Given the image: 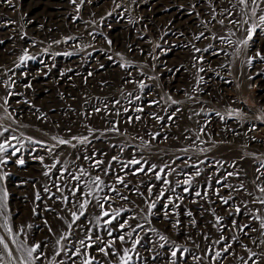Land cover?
Here are the masks:
<instances>
[{
  "label": "rangeland",
  "instance_id": "obj_1",
  "mask_svg": "<svg viewBox=\"0 0 264 264\" xmlns=\"http://www.w3.org/2000/svg\"><path fill=\"white\" fill-rule=\"evenodd\" d=\"M261 15L264 0H0V264L35 244L33 264H121L124 249L128 264H264Z\"/></svg>",
  "mask_w": 264,
  "mask_h": 264
},
{
  "label": "snow or ice",
  "instance_id": "obj_2",
  "mask_svg": "<svg viewBox=\"0 0 264 264\" xmlns=\"http://www.w3.org/2000/svg\"><path fill=\"white\" fill-rule=\"evenodd\" d=\"M251 2H252L253 4H255V3H256V0H251ZM73 3H75V0H73ZM239 3H240L241 5L247 6V5L249 4V0H239ZM117 7H119V5H117ZM251 11H252L253 14H255V13H256V8H252ZM259 19H260V21H261L262 23H264V15H261V16L259 17ZM221 23H222V21H221ZM245 23H246V21H245ZM254 29H255V25H253V27H252L251 29L248 30V31H249L248 39H251V32H252ZM197 39H199V37H197ZM248 39H246V40L243 41V43H244L245 45L248 43ZM196 51H200V49H196ZM258 55H259V54H258ZM24 58H27V54H25V57H24ZM200 70L203 71V69H200ZM140 87L143 88L144 85L141 83V84H140ZM129 95H131V94H129ZM7 103H8V101H7V99H5V100H4V104H3V105H0V107H4L5 105H7ZM115 103H119V101H116ZM140 110H141V109H137V111H140ZM97 111H99V109H97ZM156 118H157V119H161L160 117H156ZM137 119H139V117H137ZM8 131H9V129L6 128V127H4V128L2 129V131H0V136H3L4 133H5V132H8ZM156 135H159V134L157 133ZM153 138H155V136H153ZM11 139H12V140H17V141H18L19 138L16 137V136H12ZM53 139H56V137H53ZM72 139H78L81 143L87 142V137H83V138L73 137ZM35 143H41V142H40V141H35ZM58 143L61 144V145H64V144H70L71 141H70V140H64V139H59V140H58ZM9 145H10V141H9L7 138H5L4 142L0 143V152H5V153L8 152ZM73 146H74V145H73ZM47 150H48L49 152H51V151H52V148H48ZM18 151H19V149H18V148H15V147L13 146V150H12V152L10 153V155H16V153H17ZM86 158H87V157H86ZM42 159H43V158L41 157V160H42ZM112 159L115 160L116 157H113ZM101 162H102V161H96L95 164H99V163H101ZM6 163H7V160H6V159L0 160V164H6ZM16 163H18V164H20V165H23V164H24V160H23V159H20V158H17ZM57 163H59V161H57ZM144 163L146 164L147 161H144ZM95 164H94V166H95ZM137 164H141V161L138 160V159H132V160L129 161L128 164L125 165L124 167H127V166H129V165H137ZM165 167H167V165H165ZM155 169H156V165H149V166H148V170H149V171H155ZM144 171H145V170H144V167L141 166L139 169H136L132 174H133V175H136V174H138L139 172H144ZM162 173H163L164 175H167V173L164 172V168H161L158 172H156V179H157V180L162 179V175H161ZM46 174H47V173H46ZM81 174H82V175H89L88 173H85L83 169H81ZM145 174H147V173H145ZM198 174H199V173H197V175H198ZM228 175L231 176V175H233V173H228ZM72 178L75 179V180H77V181H79V180L81 179L80 176H76V175H74V174H73ZM0 179H3V177H0ZM116 180H117V183H120V184H123V183H124L123 177H119V176H117ZM92 183L96 185V190L99 191V190H100V185L103 183V181L100 179L99 176H96V177L92 180ZM164 183H165V184H169L170 182H169L167 179H164ZM185 183L188 184V183H190V181H185ZM125 187H127L126 184H125ZM242 187H243V185H241V188H242ZM46 190H47V189H46ZM109 190H110V191H116L115 188H110ZM148 190L151 191V188L149 187ZM188 190H189L188 188H185V189H184V191H188ZM71 191L73 192V194H75V192H76V191H79V189H78V188H73ZM259 191H260L261 193H264V187H260V188H259ZM92 194H93V193L90 191V192H88V193H86V194H85V193H82V196H83V195L91 196ZM117 195H120V194L117 193ZM160 195H163V193H161ZM196 195H200V193L197 192ZM7 196H8V193H7L6 191H4V192H2V194H0V206H2V202H3L4 200L7 199ZM120 198H121V199H127V197L122 196V195H120ZM222 199H223V198H222ZM64 200H65V202H67V197H64ZM107 202H108V197H107V196H105V197L103 198V202H101L100 198H97V203L99 204V206H100L101 208H103V207H104V203H107ZM223 202H224L225 204L228 203L227 200H223ZM259 202H260L261 204H264V199H260ZM88 203H90L89 200H83V201L79 204V209H81V211H80V215H83V209L85 208V206H86ZM174 206H175V207H178V205H174ZM153 207H155V204H154V203H153V204H150V208H153ZM237 211H239V209H237ZM102 214H103V216L110 217V219H109L108 221H106V223H111V220L115 219L117 216L120 215L119 212H115V211H113V212H111V213H110L109 211H104ZM71 215H72L73 220H77V219L80 218L79 215H77L76 212H72ZM188 215L191 216V215H192L191 212H189ZM219 219H220V218L217 217V220H219ZM193 223H194V222H193ZM69 227H71V225H69ZM119 227H120V229H121V231H122L124 225L121 224ZM129 227L131 228V226H129ZM136 227L139 228V227H141V226L138 224ZM245 227H248V226H247V225H244V226L240 229V231H243ZM260 227H261V230H264V220L261 221V225H260ZM131 230H132V231H135V228H132ZM7 231H8L9 233H11V232H12V229H11V228H8ZM108 234L111 235V231H109ZM62 238H63V237H61V239H62ZM89 239H91V238L89 237ZM98 239H99V237H98ZM115 239H118L121 243H124V241H125V237H124V235H119V236L116 237ZM160 239L163 240V239H165V237L161 236ZM137 242H138V241H137ZM57 243H59V239L57 240ZM80 244L84 246L85 250H87V248L90 247V245H89V244H86L84 240H80ZM113 244H114V241H113V243H109V244H107V245H105V246H101V247L99 248V251L102 252V253H104V254L107 256V255L109 254V253H108V248L113 247ZM0 245H3V248H4L5 250H8V254L11 255V251L9 250L8 243L5 242V238H4L3 236H0ZM229 247H230V245H229ZM39 248H40V245H39V244H35V245L31 246V247H28V248L23 249V250L27 253V259H23V258H22V264H33V253H36L37 250H38ZM226 250H227V248L225 249V251H226ZM56 254L58 255L59 253L57 252ZM75 254H80V249H76V250H75ZM171 255H172L173 257H175V256L177 255V252H176V251H172ZM215 255H216V256H220L221 253H220V252H216ZM253 255H255V253H253ZM35 258H36V259H39V256H37V257H35ZM93 259H94V258H93ZM93 259H86V260L84 261V264H93ZM120 259H121V264H128L129 259H131L130 257H128V249H124V256H121Z\"/></svg>",
  "mask_w": 264,
  "mask_h": 264
}]
</instances>
